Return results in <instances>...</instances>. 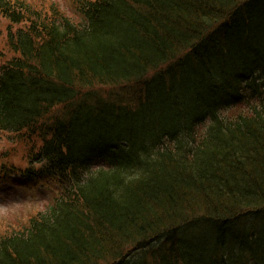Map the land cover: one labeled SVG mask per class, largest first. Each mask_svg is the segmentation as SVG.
<instances>
[{
    "label": "trees",
    "instance_id": "16d2710c",
    "mask_svg": "<svg viewBox=\"0 0 264 264\" xmlns=\"http://www.w3.org/2000/svg\"><path fill=\"white\" fill-rule=\"evenodd\" d=\"M74 2L0 0L4 168L63 187L0 264H264V0Z\"/></svg>",
    "mask_w": 264,
    "mask_h": 264
},
{
    "label": "rangeland",
    "instance_id": "374dc122",
    "mask_svg": "<svg viewBox=\"0 0 264 264\" xmlns=\"http://www.w3.org/2000/svg\"><path fill=\"white\" fill-rule=\"evenodd\" d=\"M44 9L45 13L51 12L50 6L56 2L60 10L66 12L74 21L81 20V14L76 10L74 0H29ZM22 25L11 23L4 15H0V66L3 62L12 59L13 53L8 46V32L20 28ZM253 99V98H252ZM256 99L244 101L238 106H231L221 111L222 115L249 112L253 106H257ZM209 119L203 123L208 126ZM11 132H0V235L11 231L20 230L26 226L32 215L45 210L60 195L61 186L55 178L43 176L36 178H23V175L10 174L11 170L4 168L5 164L13 163L25 169L30 166L29 157L24 153L26 146L16 143ZM12 149L11 158H5V151ZM15 149V150H14ZM7 161V163H6ZM95 166H103L107 161L95 160Z\"/></svg>",
    "mask_w": 264,
    "mask_h": 264
}]
</instances>
